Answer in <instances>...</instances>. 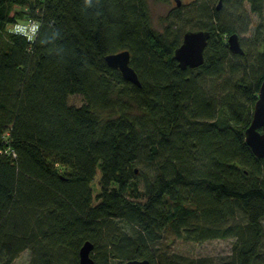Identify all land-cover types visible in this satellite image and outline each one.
Returning a JSON list of instances; mask_svg holds the SVG:
<instances>
[{
    "label": "trees",
    "instance_id": "obj_1",
    "mask_svg": "<svg viewBox=\"0 0 264 264\" xmlns=\"http://www.w3.org/2000/svg\"><path fill=\"white\" fill-rule=\"evenodd\" d=\"M152 1L171 0H0V264L26 250L28 264H80L88 241L94 264H264V158L245 138L264 0H195L162 29ZM30 21L33 38L13 28ZM190 30L211 36L184 70L175 51ZM121 51L140 86L106 62ZM183 236L235 242L224 258H189L171 253Z\"/></svg>",
    "mask_w": 264,
    "mask_h": 264
},
{
    "label": "water",
    "instance_id": "obj_2",
    "mask_svg": "<svg viewBox=\"0 0 264 264\" xmlns=\"http://www.w3.org/2000/svg\"><path fill=\"white\" fill-rule=\"evenodd\" d=\"M180 5V1L176 0ZM224 0H219L217 10H221ZM211 34L203 30H190L184 35L182 44L175 51V59L179 66L186 70L188 68H198L205 61V49ZM228 46L231 52L243 54L240 36L234 33L228 38ZM108 65L121 71L125 80L140 86L139 77L131 66V54L129 51H121L109 54L105 58ZM247 144L257 157L264 158V81L260 87L258 99L254 105L253 118L249 127L245 131ZM93 244L86 242L80 251V264H94L91 257ZM121 264H148V261L128 260Z\"/></svg>",
    "mask_w": 264,
    "mask_h": 264
},
{
    "label": "rangeland",
    "instance_id": "obj_3",
    "mask_svg": "<svg viewBox=\"0 0 264 264\" xmlns=\"http://www.w3.org/2000/svg\"><path fill=\"white\" fill-rule=\"evenodd\" d=\"M180 5L177 4L176 0H171L169 3H160V2H151V11H152V20L153 25L157 29H162V18L167 16L171 11L179 8L183 11L188 10L192 3L195 0H179ZM248 7V5H247ZM253 18V27L258 21V18L255 14L252 15ZM252 27V28H253ZM251 33L247 34L246 37H250ZM69 103L74 106L84 105L85 99L81 94L71 95L69 98ZM98 113L105 119L118 117V112L112 111H98ZM137 168L144 170L141 166ZM101 177V171L98 169V177H96L92 186L95 190V194L100 191L99 178ZM235 242L234 238L226 239H216L208 241H196L183 236L178 239H173L170 241L171 253L184 255L189 258H201V257H213L215 259H220L228 256L231 253L232 246ZM30 250L24 251L12 264H28L30 260Z\"/></svg>",
    "mask_w": 264,
    "mask_h": 264
},
{
    "label": "built area",
    "instance_id": "obj_4",
    "mask_svg": "<svg viewBox=\"0 0 264 264\" xmlns=\"http://www.w3.org/2000/svg\"><path fill=\"white\" fill-rule=\"evenodd\" d=\"M18 33H21L29 38H33L37 32L38 25L34 21H30L27 25L19 24L13 27Z\"/></svg>",
    "mask_w": 264,
    "mask_h": 264
}]
</instances>
